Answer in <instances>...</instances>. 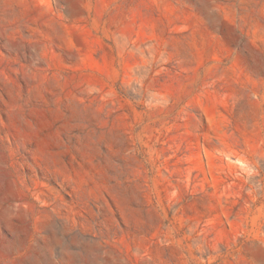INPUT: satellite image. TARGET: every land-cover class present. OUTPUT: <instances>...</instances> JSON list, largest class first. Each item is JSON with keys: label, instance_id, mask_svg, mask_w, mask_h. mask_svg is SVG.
Instances as JSON below:
<instances>
[{"label": "rangeland", "instance_id": "obj_1", "mask_svg": "<svg viewBox=\"0 0 264 264\" xmlns=\"http://www.w3.org/2000/svg\"><path fill=\"white\" fill-rule=\"evenodd\" d=\"M0 264H264V0H0Z\"/></svg>", "mask_w": 264, "mask_h": 264}]
</instances>
